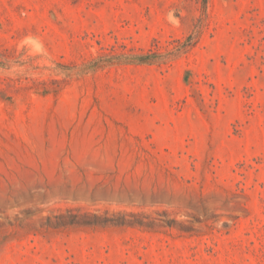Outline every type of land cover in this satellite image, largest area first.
Returning a JSON list of instances; mask_svg holds the SVG:
<instances>
[{
  "label": "rangeland",
  "instance_id": "1",
  "mask_svg": "<svg viewBox=\"0 0 264 264\" xmlns=\"http://www.w3.org/2000/svg\"><path fill=\"white\" fill-rule=\"evenodd\" d=\"M0 264H264V0H0Z\"/></svg>",
  "mask_w": 264,
  "mask_h": 264
}]
</instances>
